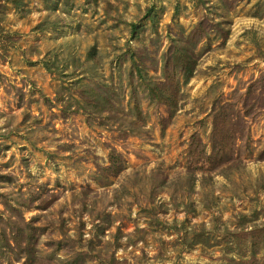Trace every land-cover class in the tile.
I'll use <instances>...</instances> for the list:
<instances>
[{"label":"rangeland","instance_id":"374dc122","mask_svg":"<svg viewBox=\"0 0 264 264\" xmlns=\"http://www.w3.org/2000/svg\"><path fill=\"white\" fill-rule=\"evenodd\" d=\"M183 39L172 113L130 65L159 82ZM263 74L264 0H0V264H264ZM85 85L118 105L90 115ZM227 105L243 161L204 174L189 145Z\"/></svg>","mask_w":264,"mask_h":264},{"label":"trees","instance_id":"16d2710c","mask_svg":"<svg viewBox=\"0 0 264 264\" xmlns=\"http://www.w3.org/2000/svg\"><path fill=\"white\" fill-rule=\"evenodd\" d=\"M198 25L192 31H190L186 36L185 40L187 43L195 44V38L204 36L203 29ZM201 29V30H200ZM183 41L177 44L176 48H170L167 53H164V59L162 64V76L159 82L151 79L148 73L147 65L145 64L144 58L138 56L132 57L130 71L133 80V85L135 78L142 81L147 86V90L150 93L152 99L157 100V102L170 107L173 110L177 108L179 100L181 99V83H186L194 73L197 64V54L193 50V47H189L183 44ZM259 84L264 90V74L259 79ZM108 89H111L110 85H106ZM134 88V86H133ZM82 97L88 101V108H91L90 115L94 113H101L102 111L108 110L111 107L114 109L115 105H118L116 101V96L112 98L109 95V91L103 92L98 87L92 85L83 86L80 92ZM47 101L51 102L48 97L45 98ZM62 96L58 93L56 100L62 101ZM119 102V101H118ZM70 104L65 103L64 110L69 108ZM227 106H221L219 111L214 117V126L211 136V150L207 151V146L198 136H193L191 143L189 145L188 155L192 162L200 165L199 167L203 169L204 174L212 175L218 173H228L233 169H237L242 164L241 153L235 148L236 146V129L240 124L237 122L238 118L234 116L233 110L229 109ZM230 106H232L230 104ZM68 107V108H67ZM133 114L135 119L133 120L134 125L143 126L144 115L143 110L137 102L133 109ZM240 120V119H239ZM120 167V164L118 168ZM251 232V231H250ZM253 235H262L264 239V225H257L252 231ZM251 234V233H250ZM258 243V242H257ZM254 242V244H257ZM245 256V254H244ZM244 256H241L238 261L236 258H232L230 264H248L244 260Z\"/></svg>","mask_w":264,"mask_h":264}]
</instances>
